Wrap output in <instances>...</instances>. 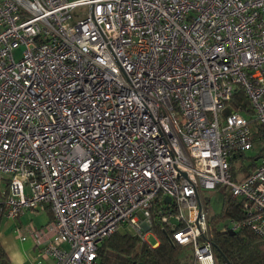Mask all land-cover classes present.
Wrapping results in <instances>:
<instances>
[{
  "label": "built area",
  "instance_id": "built-area-1",
  "mask_svg": "<svg viewBox=\"0 0 264 264\" xmlns=\"http://www.w3.org/2000/svg\"><path fill=\"white\" fill-rule=\"evenodd\" d=\"M0 29V219L50 211L22 236L39 261L97 264L125 225L158 245L157 222L192 264H229L221 185L244 202L230 229L264 239V159L241 182L230 165L264 127V0H0ZM238 89L251 114H227Z\"/></svg>",
  "mask_w": 264,
  "mask_h": 264
},
{
  "label": "trees",
  "instance_id": "trees-1",
  "mask_svg": "<svg viewBox=\"0 0 264 264\" xmlns=\"http://www.w3.org/2000/svg\"><path fill=\"white\" fill-rule=\"evenodd\" d=\"M230 106L227 114L233 110L252 113L248 98L242 89L237 90ZM256 128L253 155L246 157V153H238L230 159L232 177L237 182L243 181L253 173L264 159V127ZM236 162L241 164L235 165ZM243 172H248L249 175L239 180L237 175ZM245 215L244 202L233 198L230 194L224 198L222 213L209 218L211 241L219 262L264 264V239L246 227L235 232L230 230L229 224L232 221L242 222ZM1 220L2 218L0 222ZM122 227L123 231L119 229L100 246L97 264H192V248L175 243L171 233L162 230L157 222L154 231L158 235V245L157 242L151 244L148 240H144L141 235L132 232L129 226ZM0 264H9L7 253L1 243Z\"/></svg>",
  "mask_w": 264,
  "mask_h": 264
},
{
  "label": "crops",
  "instance_id": "crops-1",
  "mask_svg": "<svg viewBox=\"0 0 264 264\" xmlns=\"http://www.w3.org/2000/svg\"><path fill=\"white\" fill-rule=\"evenodd\" d=\"M240 164L241 162H236L235 165L239 166ZM248 175V172H243L238 173L237 177L242 180ZM41 214L43 218L40 223L36 224L34 218ZM29 218L33 224L28 222ZM51 219L52 215L48 210L41 212L30 211L14 221L5 217L2 218L0 222V243L7 253L9 264H48V262L38 260V250L34 242L30 238L23 240L22 236L26 229L31 230L32 227L44 226Z\"/></svg>",
  "mask_w": 264,
  "mask_h": 264
},
{
  "label": "rangeland",
  "instance_id": "rangeland-1",
  "mask_svg": "<svg viewBox=\"0 0 264 264\" xmlns=\"http://www.w3.org/2000/svg\"><path fill=\"white\" fill-rule=\"evenodd\" d=\"M86 12H87V8L86 7H79L76 10V12H74V14H73V22L75 23L77 21L76 19L82 13H86ZM23 49L24 48L21 46L17 50H15L14 53H15L16 59L19 60L21 58ZM254 151H255V149L252 150V151L246 152V157H249V156L253 155ZM230 194H231L230 190H227L225 185H221L215 190H208V191L205 192V203H206V208H207V212H208L209 218H214V217H216V216H218L219 214L222 213L224 198H225L226 195H230ZM42 214L40 216L34 218V222L36 224L41 222V220L43 218ZM28 222L32 223L30 218L28 219ZM122 228L123 227L120 228L121 231H123ZM209 228H210V224H209ZM132 232H134V231H132ZM146 236H147V240L151 244H154V243L157 242V240L155 239L154 236L149 235V234L146 235ZM144 237H145V235H144Z\"/></svg>",
  "mask_w": 264,
  "mask_h": 264
},
{
  "label": "water",
  "instance_id": "water-1",
  "mask_svg": "<svg viewBox=\"0 0 264 264\" xmlns=\"http://www.w3.org/2000/svg\"><path fill=\"white\" fill-rule=\"evenodd\" d=\"M165 201H166L167 203H169V202L171 201V198H170V197H166V198H165ZM230 230H231V232H235L234 229H230Z\"/></svg>",
  "mask_w": 264,
  "mask_h": 264
}]
</instances>
